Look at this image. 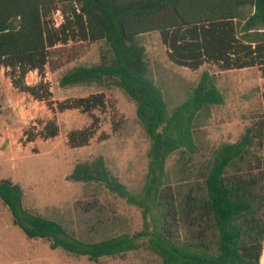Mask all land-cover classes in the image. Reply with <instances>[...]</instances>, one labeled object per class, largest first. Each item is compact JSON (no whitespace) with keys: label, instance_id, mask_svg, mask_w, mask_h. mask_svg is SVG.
Segmentation results:
<instances>
[{"label":"trees","instance_id":"trees-1","mask_svg":"<svg viewBox=\"0 0 264 264\" xmlns=\"http://www.w3.org/2000/svg\"><path fill=\"white\" fill-rule=\"evenodd\" d=\"M151 33L159 34L175 65L194 71L206 64L220 71L258 68L264 81V0H0V68L16 88L49 100V86H29L27 75L55 69L63 47L102 43L98 63L74 67L60 84L120 88L136 104L150 141L139 189L124 184L102 156L78 163L69 176L104 186L137 207L143 219L138 232L114 233L122 218L97 198L78 202L77 224L26 209L21 186L9 179L0 182V198L28 238L47 239L53 249L93 261L145 248L163 264H261L264 107L240 140L216 149L199 168L197 124L206 109L224 104V95L216 77L204 72L188 96L172 104L147 60L143 37ZM107 103L101 92L60 103V109L104 111ZM45 130L46 137L59 134L56 125ZM93 135L72 131L70 144L82 147Z\"/></svg>","mask_w":264,"mask_h":264},{"label":"rangeland","instance_id":"rangeland-1","mask_svg":"<svg viewBox=\"0 0 264 264\" xmlns=\"http://www.w3.org/2000/svg\"><path fill=\"white\" fill-rule=\"evenodd\" d=\"M61 20V15L56 13V23L60 24ZM143 43L151 71L174 105L188 96L204 72L217 79L225 102L211 106L200 116L196 132L199 168L216 149L237 142L257 122L264 107V81L258 68L220 71L217 66L206 64L194 71L170 61L158 33L145 35ZM101 48L102 43L63 47L54 58L55 69L48 66L43 75L30 72L25 79L27 85L43 82L49 86L52 96L44 101L16 88L6 69L0 68V182L9 179L21 186L26 209L68 223L80 221L78 202L97 198L122 218L123 225L114 233H133L143 228L137 207L104 186L69 179L78 163L98 156L104 157L109 169L131 189L143 185L148 170L149 138L137 118L136 104L120 88L60 84L62 76L74 67L98 63ZM101 92L108 102L104 111L60 109V103L68 106L74 99ZM47 125L58 126L59 134L46 137ZM75 130H90L94 135L87 145L73 147L69 133ZM177 158L174 155L169 160L170 169ZM0 264L163 263L145 248L98 261L72 255L61 248L53 249L47 239L28 238L14 224L12 213L0 198Z\"/></svg>","mask_w":264,"mask_h":264},{"label":"crops","instance_id":"crops-1","mask_svg":"<svg viewBox=\"0 0 264 264\" xmlns=\"http://www.w3.org/2000/svg\"><path fill=\"white\" fill-rule=\"evenodd\" d=\"M261 264H264V249H263V254H262V258H261Z\"/></svg>","mask_w":264,"mask_h":264}]
</instances>
